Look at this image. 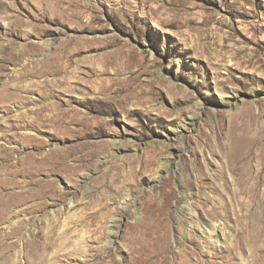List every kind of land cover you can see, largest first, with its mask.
I'll list each match as a JSON object with an SVG mask.
<instances>
[{
	"label": "rangeland",
	"instance_id": "374dc122",
	"mask_svg": "<svg viewBox=\"0 0 264 264\" xmlns=\"http://www.w3.org/2000/svg\"><path fill=\"white\" fill-rule=\"evenodd\" d=\"M82 1L0 0V264L264 263V0Z\"/></svg>",
	"mask_w": 264,
	"mask_h": 264
},
{
	"label": "bare ground",
	"instance_id": "6f19581e",
	"mask_svg": "<svg viewBox=\"0 0 264 264\" xmlns=\"http://www.w3.org/2000/svg\"><path fill=\"white\" fill-rule=\"evenodd\" d=\"M74 1H76L79 5H81V6H86V3H83L82 4V0L79 2L78 0H74ZM73 2V1H72ZM87 5H88V3H87ZM51 6V5H50ZM48 7V6H47ZM88 7V6H87ZM64 10V13H62L64 16H65V14L67 15V16H69V15H73V14H75L76 13V10H73V9H71V8H69V4L63 9ZM60 15V14H59ZM78 15V14H77ZM61 17H62V15H61ZM67 18V17H66ZM64 19V18H63ZM68 19V18H67ZM61 43V42H60ZM69 44V43H68ZM68 44H66V45H68ZM64 47V46H63ZM70 46L68 45L66 48H64L63 50L64 51H68V50H70V48H69ZM58 51V50H57ZM62 53V52H61ZM68 53V52H67ZM56 55V54H55ZM54 55V56H55ZM53 56V55H52ZM111 141V140H110ZM115 140H112L111 142H110V144H112V145H114L115 144V142H114ZM90 149V148H89ZM74 151H76V149L74 150H68L67 152H65V153H63V154H61L60 156H55V154H54V156L53 155H50L49 157H51L52 159H54V160H56V161H62L66 156H68L69 154H70V152H74ZM89 152V151H88ZM95 152V151H94ZM60 153V152H59ZM92 153V152H91ZM99 153V152H98ZM53 154V153H52ZM47 156V155H46ZM43 160V159H42ZM44 160H46L45 158H44ZM51 161H53V160H51ZM55 162V161H54ZM53 162V163H54ZM64 162V161H63ZM61 163V162H60ZM58 164V163H57ZM62 164V163H61ZM106 174L107 173H103V176H106ZM110 178V177H109ZM241 178V177H240ZM95 179V178H94ZM110 180H111V182H113L114 180H115V178L114 177H112V174H111V178H110ZM111 182H109V183H111ZM144 200V199H143ZM150 201V200H149ZM145 202V201H144ZM149 204V203H148ZM155 204V203H154ZM151 205V204H150ZM148 206V205H147ZM201 225H202V227H203V229L204 230H206V231H209V232H215L216 231V229H217V227L215 226V224H213V223H208L207 221H204V222H201ZM152 230V229H151ZM150 232V231H149ZM151 236V235H150ZM142 238V237H141ZM155 241V240H154ZM78 242V241H77ZM257 248V247H256ZM261 253V252H260ZM257 256V255H256ZM264 257V256H263ZM258 262L259 264H264L262 261H261V258H260V256H257V257H255V259H254V262ZM41 263H42V261H41ZM252 263V262H251ZM251 263H249V264H251ZM31 264V263H30ZM34 264V263H33ZM240 264H241V262H240ZM247 264V263H246Z\"/></svg>",
	"mask_w": 264,
	"mask_h": 264
}]
</instances>
